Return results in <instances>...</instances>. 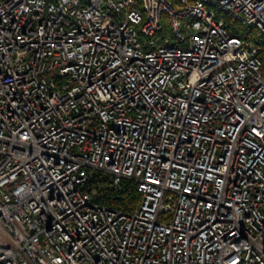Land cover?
<instances>
[{
    "label": "built area",
    "instance_id": "1",
    "mask_svg": "<svg viewBox=\"0 0 264 264\" xmlns=\"http://www.w3.org/2000/svg\"><path fill=\"white\" fill-rule=\"evenodd\" d=\"M0 264H264V0H0Z\"/></svg>",
    "mask_w": 264,
    "mask_h": 264
},
{
    "label": "trees",
    "instance_id": "2",
    "mask_svg": "<svg viewBox=\"0 0 264 264\" xmlns=\"http://www.w3.org/2000/svg\"><path fill=\"white\" fill-rule=\"evenodd\" d=\"M237 35H241L239 31L235 32ZM102 182L110 183V179L105 177ZM106 203L114 208L131 212L141 201V194L138 192L136 185L133 182H124L118 188H114L112 191H106Z\"/></svg>",
    "mask_w": 264,
    "mask_h": 264
}]
</instances>
